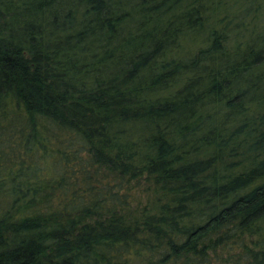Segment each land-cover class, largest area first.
Wrapping results in <instances>:
<instances>
[{
  "label": "trees",
  "instance_id": "16d2710c",
  "mask_svg": "<svg viewBox=\"0 0 264 264\" xmlns=\"http://www.w3.org/2000/svg\"><path fill=\"white\" fill-rule=\"evenodd\" d=\"M0 264H264V0H0Z\"/></svg>",
  "mask_w": 264,
  "mask_h": 264
},
{
  "label": "rangeland",
  "instance_id": "374dc122",
  "mask_svg": "<svg viewBox=\"0 0 264 264\" xmlns=\"http://www.w3.org/2000/svg\"><path fill=\"white\" fill-rule=\"evenodd\" d=\"M142 186L137 190V200H136V206H140L141 208L144 207V206H147L149 207L150 204L152 203V199H148L146 198V195H145V189H146V185L144 183H141Z\"/></svg>",
  "mask_w": 264,
  "mask_h": 264
}]
</instances>
